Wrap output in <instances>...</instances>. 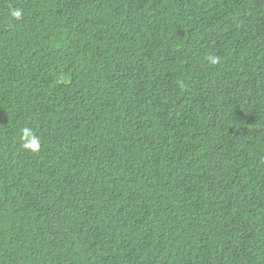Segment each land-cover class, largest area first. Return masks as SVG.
I'll use <instances>...</instances> for the list:
<instances>
[{
  "label": "trees",
  "instance_id": "trees-1",
  "mask_svg": "<svg viewBox=\"0 0 264 264\" xmlns=\"http://www.w3.org/2000/svg\"><path fill=\"white\" fill-rule=\"evenodd\" d=\"M0 264H264V0H0Z\"/></svg>",
  "mask_w": 264,
  "mask_h": 264
},
{
  "label": "clouds",
  "instance_id": "clouds-1",
  "mask_svg": "<svg viewBox=\"0 0 264 264\" xmlns=\"http://www.w3.org/2000/svg\"><path fill=\"white\" fill-rule=\"evenodd\" d=\"M13 18L19 20L22 18V12L20 10H15L12 12ZM208 61L212 65L219 63V58L215 56H208ZM22 133V147L24 150L31 152L33 154L39 153L41 150V142L39 138L27 127L21 130Z\"/></svg>",
  "mask_w": 264,
  "mask_h": 264
}]
</instances>
